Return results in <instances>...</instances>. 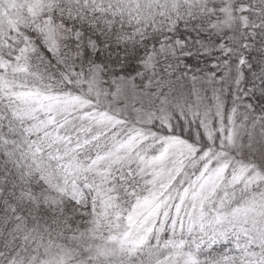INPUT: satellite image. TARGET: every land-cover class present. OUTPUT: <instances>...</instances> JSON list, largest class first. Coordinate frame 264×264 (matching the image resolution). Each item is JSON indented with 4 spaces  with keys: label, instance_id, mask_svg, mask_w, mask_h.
I'll return each instance as SVG.
<instances>
[{
    "label": "snow or ice",
    "instance_id": "6c2138e0",
    "mask_svg": "<svg viewBox=\"0 0 264 264\" xmlns=\"http://www.w3.org/2000/svg\"><path fill=\"white\" fill-rule=\"evenodd\" d=\"M0 264H264V0H0Z\"/></svg>",
    "mask_w": 264,
    "mask_h": 264
}]
</instances>
